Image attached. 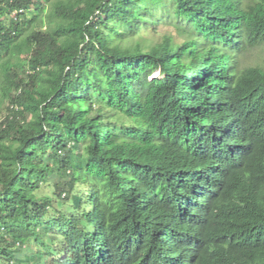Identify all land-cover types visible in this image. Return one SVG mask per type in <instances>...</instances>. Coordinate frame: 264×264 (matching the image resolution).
Segmentation results:
<instances>
[{"label": "trees", "instance_id": "1", "mask_svg": "<svg viewBox=\"0 0 264 264\" xmlns=\"http://www.w3.org/2000/svg\"><path fill=\"white\" fill-rule=\"evenodd\" d=\"M263 45L264 0H0V264H264Z\"/></svg>", "mask_w": 264, "mask_h": 264}, {"label": "rangeland", "instance_id": "2", "mask_svg": "<svg viewBox=\"0 0 264 264\" xmlns=\"http://www.w3.org/2000/svg\"><path fill=\"white\" fill-rule=\"evenodd\" d=\"M161 22L160 25L157 27L156 32H154L152 29L147 30L146 32L140 34V36L135 37L136 39H141L144 44H153L160 40V37L163 34L171 33L170 28L166 27ZM29 26H26V29ZM116 37V36H115ZM243 63L246 65H263L264 64V45L251 50L247 53L246 56L243 58ZM4 103H0V119L2 118V112L4 111ZM2 110V111H1ZM43 193L51 195L53 192V187H44L42 190Z\"/></svg>", "mask_w": 264, "mask_h": 264}, {"label": "clouds", "instance_id": "3", "mask_svg": "<svg viewBox=\"0 0 264 264\" xmlns=\"http://www.w3.org/2000/svg\"><path fill=\"white\" fill-rule=\"evenodd\" d=\"M248 70H250L248 66L242 63L234 70L233 74L240 76L243 75Z\"/></svg>", "mask_w": 264, "mask_h": 264}]
</instances>
